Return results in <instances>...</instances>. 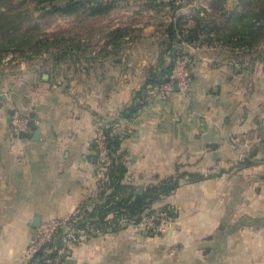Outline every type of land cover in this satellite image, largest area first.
<instances>
[{"label":"crops","instance_id":"obj_1","mask_svg":"<svg viewBox=\"0 0 264 264\" xmlns=\"http://www.w3.org/2000/svg\"><path fill=\"white\" fill-rule=\"evenodd\" d=\"M100 5L118 14L110 29L123 42L88 72L70 83L25 69L0 73V264H32L24 253L35 224L96 221L105 202L121 198H110L109 172L95 166L100 123L118 137L123 185L141 192L185 174L151 206L153 212L177 209L178 216L167 235L155 236L140 222L116 224L110 212L105 230L71 245L64 264H264V58L236 63L225 45L185 43L194 60L190 89L162 99L157 89L178 45L166 29L189 20L192 4L102 0L87 6ZM14 113L38 135L29 126L19 138Z\"/></svg>","mask_w":264,"mask_h":264},{"label":"rangeland","instance_id":"obj_2","mask_svg":"<svg viewBox=\"0 0 264 264\" xmlns=\"http://www.w3.org/2000/svg\"><path fill=\"white\" fill-rule=\"evenodd\" d=\"M39 1L0 0V73L18 75L25 69L28 73L46 74L55 81L62 79L70 83L75 76H81L85 69V72L89 71V67L92 69L91 64L112 51L114 45L123 42L116 29H110L117 22L116 12L91 15L88 6H85L76 14L63 16L51 13L48 2ZM181 1L192 4L189 11L192 17L185 19L186 25L181 22L185 26L183 30L197 25L199 28L206 27L208 31L213 30V33L218 31L219 34L244 29L250 13L264 7V0ZM64 3L65 0L55 1L58 5ZM200 12H203L202 16ZM125 17L122 15L119 18L124 20ZM241 20L244 23L242 27L239 26ZM260 22L256 28L261 25ZM123 32L126 35L130 29ZM204 37L206 35L200 36L199 42ZM227 47L236 63H241L242 59L255 61L264 58V43L249 51ZM22 65L25 67L22 68Z\"/></svg>","mask_w":264,"mask_h":264},{"label":"trees","instance_id":"obj_3","mask_svg":"<svg viewBox=\"0 0 264 264\" xmlns=\"http://www.w3.org/2000/svg\"><path fill=\"white\" fill-rule=\"evenodd\" d=\"M56 0H41L39 3L48 2L51 4V13H59L63 16H71L76 14L79 10L84 8L88 5L91 0H65L63 5L55 4ZM170 10L175 12L177 10V5L175 2H171ZM88 8V7H87ZM112 9V6H96V7H89V11L91 15H100L105 14L109 10ZM255 10V9H253ZM252 11V10H251ZM251 15L246 20L247 28L241 30H233L231 33L219 32L213 33L212 31L205 30L206 27L199 28L197 25L194 27L188 28L187 30L183 25H186V21H179L176 24H170L169 27L166 29L167 35L173 39L174 43H196L199 42L200 36H205L202 41L199 43H212L217 42L219 44L225 46H231L232 49H240V50H251V48L256 47V45H261L264 43V29H260L259 27H264V7L259 9L258 11H252ZM249 15V14H248ZM247 15V16H248ZM263 20V21H262ZM202 21V20H201ZM260 22V26L256 28V24ZM182 22V23H181ZM243 20L240 21L239 26H243ZM241 26V27H242ZM1 30V29H0ZM120 32V31H119ZM174 57H172V60ZM171 67V65L169 66ZM159 83H161L159 81ZM140 106H133L128 109V112L125 118L129 119L130 116L135 114ZM104 135L106 138V147L108 151V155L111 158V164L108 168L109 172V180L114 185L113 193L110 195V198H114L115 195H122L118 201H114L113 204H110V200L105 202L103 207L99 208L98 211V220L91 221V224H95L96 226H103L106 228V221L103 219L104 216L108 213H115V223L121 217L125 218L128 222H135L139 223L142 217L148 213H152L151 206L154 202H156L162 196H168L172 194L178 187L179 182L185 174H181L179 176H172L160 181L158 184H154L148 186L144 191L137 192V190L132 189L126 185L122 184V179L125 173V167L123 163L120 161V156L118 155L119 143L118 137L115 135H111V131L109 127L106 126L104 130ZM188 176V175H187ZM190 179L195 180V176L190 175ZM130 191L128 195L126 192ZM114 200V199H113ZM107 205V208L103 209ZM168 209V208H163ZM81 228V226H78ZM60 239H57L54 242V245H59ZM48 246H52V244H48ZM68 249H66L67 252ZM52 255V254H51Z\"/></svg>","mask_w":264,"mask_h":264},{"label":"built area","instance_id":"obj_4","mask_svg":"<svg viewBox=\"0 0 264 264\" xmlns=\"http://www.w3.org/2000/svg\"><path fill=\"white\" fill-rule=\"evenodd\" d=\"M204 8L207 9L206 6ZM200 15L202 16L203 12H200ZM184 44L177 45L171 67L167 70L168 82L161 83L157 89V93L162 99L171 97L175 88H177V92L184 94L190 89L194 60L185 49ZM11 125L17 134L29 129L28 121L16 113L11 116ZM105 128V124H98L94 138L95 166L100 172L108 171L111 164V158L106 147ZM177 216V209H161L144 215L140 221V226L150 235L165 236L172 230ZM117 222L125 225L128 221L121 217ZM104 230L105 227L93 225L86 219H50L39 225L24 254L26 258L32 261V264H64L66 249L71 245L94 238ZM57 239H60V244L54 245ZM48 244H52V246H48Z\"/></svg>","mask_w":264,"mask_h":264},{"label":"water","instance_id":"obj_5","mask_svg":"<svg viewBox=\"0 0 264 264\" xmlns=\"http://www.w3.org/2000/svg\"><path fill=\"white\" fill-rule=\"evenodd\" d=\"M92 1L95 2V3H98V4H100L102 2V0H92ZM175 52L176 51H173V55H175ZM159 75H162V72H160ZM164 82H168V78L164 79ZM175 91H177V88H175ZM28 125L31 128H33V130H34V136H37L38 135V131L35 129V127L32 126V122H29ZM18 137L19 138H25L26 137V133L25 132H20L18 134ZM37 223H38V221H37ZM39 225H40V223L35 224L34 227L38 228Z\"/></svg>","mask_w":264,"mask_h":264}]
</instances>
